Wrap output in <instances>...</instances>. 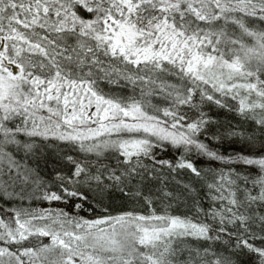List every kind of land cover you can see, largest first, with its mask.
Returning <instances> with one entry per match:
<instances>
[{"label": "snow or ice", "instance_id": "snow-or-ice-1", "mask_svg": "<svg viewBox=\"0 0 264 264\" xmlns=\"http://www.w3.org/2000/svg\"><path fill=\"white\" fill-rule=\"evenodd\" d=\"M0 264H264V0H0Z\"/></svg>", "mask_w": 264, "mask_h": 264}]
</instances>
